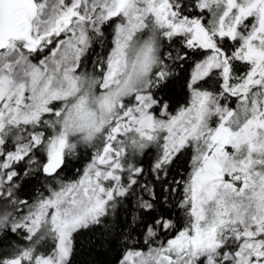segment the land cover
Masks as SVG:
<instances>
[{
  "label": "snow or ice",
  "instance_id": "6c2138e0",
  "mask_svg": "<svg viewBox=\"0 0 264 264\" xmlns=\"http://www.w3.org/2000/svg\"><path fill=\"white\" fill-rule=\"evenodd\" d=\"M150 152L156 179L187 158L176 220ZM96 230L115 264H264V0H0V264H74Z\"/></svg>",
  "mask_w": 264,
  "mask_h": 264
},
{
  "label": "trees",
  "instance_id": "16d2710c",
  "mask_svg": "<svg viewBox=\"0 0 264 264\" xmlns=\"http://www.w3.org/2000/svg\"><path fill=\"white\" fill-rule=\"evenodd\" d=\"M101 49L97 45L96 51L99 52ZM91 59H95L92 57ZM190 63L186 64L183 69H176L177 76L174 82L170 83L166 90L167 96L170 100V110L175 111L181 103L186 99L187 90L184 87V80L187 78L188 73L191 71ZM87 71H92V65H87ZM186 159L180 161L171 166V169L166 177L161 176L160 179H156L150 173V166L153 160V154L150 152L148 155L143 157V167L145 169L144 177L142 182H147L155 191L156 196L160 198V204L164 205L166 211H169L174 220L179 218V210L172 208V203L180 198L178 193L169 195L164 191L169 185L177 187L173 183L174 180H180L186 175L187 163ZM87 163V157H81L79 162L76 164L77 167H82L83 164ZM75 169L73 168L68 175H73ZM167 183H164V181ZM43 181L38 178H31L24 182L21 189L19 190V196L21 199L32 200L36 197L40 191H42L41 185ZM147 196V193H144ZM171 203H165V200ZM125 216L121 215L120 225L123 226ZM114 235V234H113ZM76 258L74 264H115L118 259V253L121 251L119 242L115 241L112 236L101 235V230L96 231H84L82 234L76 237Z\"/></svg>",
  "mask_w": 264,
  "mask_h": 264
}]
</instances>
